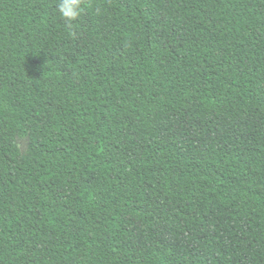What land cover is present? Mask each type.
Masks as SVG:
<instances>
[{"label": "trees", "instance_id": "16d2710c", "mask_svg": "<svg viewBox=\"0 0 264 264\" xmlns=\"http://www.w3.org/2000/svg\"><path fill=\"white\" fill-rule=\"evenodd\" d=\"M84 6L0 0V264H264V0Z\"/></svg>", "mask_w": 264, "mask_h": 264}, {"label": "clouds", "instance_id": "9594fccd", "mask_svg": "<svg viewBox=\"0 0 264 264\" xmlns=\"http://www.w3.org/2000/svg\"><path fill=\"white\" fill-rule=\"evenodd\" d=\"M84 0H56V12L59 18L69 25L78 22L85 14ZM104 9L100 6L92 9L95 16L103 15Z\"/></svg>", "mask_w": 264, "mask_h": 264}]
</instances>
